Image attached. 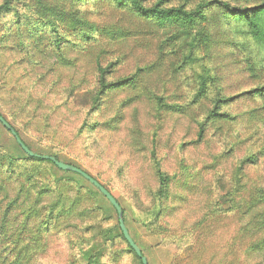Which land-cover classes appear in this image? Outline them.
Masks as SVG:
<instances>
[{
	"label": "rangeland",
	"instance_id": "rangeland-1",
	"mask_svg": "<svg viewBox=\"0 0 264 264\" xmlns=\"http://www.w3.org/2000/svg\"><path fill=\"white\" fill-rule=\"evenodd\" d=\"M138 1L0 0V113L112 194L148 264H264V9L219 3L264 0ZM99 66L130 81L97 97ZM16 194L3 264H140L100 191L0 123L1 212Z\"/></svg>",
	"mask_w": 264,
	"mask_h": 264
},
{
	"label": "trees",
	"instance_id": "trees-1",
	"mask_svg": "<svg viewBox=\"0 0 264 264\" xmlns=\"http://www.w3.org/2000/svg\"><path fill=\"white\" fill-rule=\"evenodd\" d=\"M118 1H120V2H123L124 0H118ZM132 1V4H133V6H134V9L139 13V14H142V15H147V14H151V13H155V12H157L156 11V9H148V8H144L141 4H140V1H138V0H131ZM222 6H223V8L224 9H226V11H228V12H234V13H237V14H241V15H243V16H245L246 17V19H247V21L249 22V24H250V26H251V28H253V20L251 19V17H250V13L253 11V10H258V9H264V1L263 2H261V3H259V4H257V5H254V6H252V7H231L228 3H226V2H219ZM151 12V13H150ZM158 13H160V14H162V13H164V14H166V15H171V14H174V15H177V14H179L180 13V10H173V9H171V10H167L166 12L165 11H158ZM183 13H185V12H183ZM190 16V14H188L187 15V17H189ZM250 17V18H249ZM257 31V30H256ZM106 69H104V68H102V67H100L99 66V76H98V85H99V90H98V95H97V97H99V96H101L107 89H109L111 86H117V85H122V84H125V83H128L130 80L129 79H125V80H121V81H118V82H116V83H113V84H111V83H109V82H107L106 81V77H105V74H106ZM261 92H262V95H263V97H264V88H262V90H261ZM1 114V113H0ZM2 115V114H1ZM3 116V115H2ZM3 118L5 119V117L3 116ZM6 120V119H5ZM7 121V120H6ZM9 123V122H8ZM10 124V123H9ZM11 125V124H10ZM12 126V125H11ZM13 127V126H12ZM14 128V127H13ZM14 130L16 131V133H17V135L20 137V135H19V133L17 132V130L14 128ZM21 138V137H20ZM23 141V140H22ZM24 142V141H23ZM25 143V142H24ZM26 144V143H25ZM26 146L31 150V148L26 144ZM51 156H53V155H51ZM53 157H55L57 160H60L57 156H53ZM30 159H36V160H44V159H40V158H35V157H29ZM44 161H46V162H48V163H50V164H52L54 167H56L55 166V164L53 163V162H51L50 160H44ZM61 161V160H60ZM7 162H8V166H9V171L10 172H12L13 171V169H14V164H15V162L13 161V160H7ZM75 166V165H74ZM57 168V167H56ZM58 169V168H57ZM58 170H60V169H58ZM65 173H73V172H68V171H64ZM87 173V172H86ZM73 174H75V175H78V176H80V177H82L81 175H79V174H76V173H73ZM88 174V173H87ZM91 176V175H90ZM83 178V177H82ZM94 178V177H93ZM95 179V178H94ZM87 181V180H86ZM166 183H167V178H166V176H163V175H160V185H161V189L162 190H165V188H166ZM31 189V188H30ZM30 189H26V193H25V195H26V197L28 196V192L30 191ZM47 191L48 190H38L37 192H35V195L31 198V196H28L26 199H28V201L29 200H31V199H33L34 198V200H36V203L35 204H37L40 200H41V198H42V196L43 195H46L47 194ZM23 195H17L16 194V196L14 197V198H12V199H9L7 202H6V204H5V206H4V209H3V211L1 212V208H0V216L2 217L1 218V220H0V224H1V226H0V229H1V231L2 232H0V241H1V239L2 240H6L8 237H9V234H10V232H6V231H9V228H10V222L8 221V220H6V218L9 216V215H12V212H13V210H12V208H13V205L14 204H16L17 203V199L19 198V197H22ZM25 197V196H24ZM3 201V199H1L0 200V203ZM27 207H28V213H30L31 212V210H32V207H31V205H27ZM48 209H49V211L50 212H52V209H53V206H48ZM22 212L23 213H27V210L26 209H22ZM122 213H123V218H124V211L122 210ZM124 223H125V221H124ZM122 233V232H121ZM123 236V235H122ZM124 238V237H123ZM125 240V239H124ZM126 241V240H125ZM134 241V240H133ZM135 242V241H134ZM12 243H14L13 241H10V244H11V247H12ZM126 243H127V241H126ZM128 244V243H127ZM128 246H129V244H128ZM37 248H39L40 246L39 245H37L36 246ZM129 248H130V250L135 254V252L131 249V247L129 246ZM40 249V248H39ZM136 255V254H135ZM142 255H143V253H142ZM137 256V255H136ZM138 257V256H137ZM139 258V257H138ZM73 260H74V257H73ZM139 260H140V258H139ZM4 262H3V259H2V257L0 256V264H3ZM89 263H92V261L91 260H89ZM140 264H142L141 263V260H140Z\"/></svg>",
	"mask_w": 264,
	"mask_h": 264
},
{
	"label": "water",
	"instance_id": "water-1",
	"mask_svg": "<svg viewBox=\"0 0 264 264\" xmlns=\"http://www.w3.org/2000/svg\"><path fill=\"white\" fill-rule=\"evenodd\" d=\"M0 123L2 126L7 129L15 138L17 144L20 146L22 151L27 154L29 157H35V158H40L44 160H50L55 164V166L63 171H68V172H73L76 174L81 175L84 177L88 182H90L96 189L100 191V193L110 202V204L114 207L117 216H118V223L120 230L122 232V235L124 239L127 241L131 249L135 252V254L140 258L142 264H148L147 259L144 255H142V252L140 248L137 246V244L133 241L131 238L125 223H124V218H123V213H122V208L117 202V200L112 196V194L102 185L100 184L96 179H94L92 176L87 174L84 170L68 163H64L60 160H57L53 156H47V155H40L35 153L34 151L30 150L26 144L22 141V139L17 135L16 131L14 128L6 121L3 116L0 114Z\"/></svg>",
	"mask_w": 264,
	"mask_h": 264
}]
</instances>
